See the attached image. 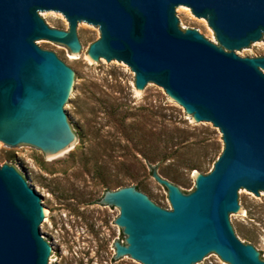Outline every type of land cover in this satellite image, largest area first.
Returning <instances> with one entry per match:
<instances>
[{
  "label": "water",
  "instance_id": "obj_1",
  "mask_svg": "<svg viewBox=\"0 0 264 264\" xmlns=\"http://www.w3.org/2000/svg\"><path fill=\"white\" fill-rule=\"evenodd\" d=\"M207 21L217 42L184 29V8ZM84 26L100 39L88 49ZM87 52L127 65L136 91L161 87L200 126L221 134L223 150L208 174L196 173L188 193L153 177L171 209L134 186L99 200L118 217L126 244L116 258L142 264H264L260 249L240 239L236 218L249 211L244 193L264 199V0H0V148H34L60 160L91 137L73 114L83 76L60 52ZM56 211L37 187L33 166L0 156V264L65 261L62 243L46 230Z\"/></svg>",
  "mask_w": 264,
  "mask_h": 264
},
{
  "label": "rangeland",
  "instance_id": "obj_2",
  "mask_svg": "<svg viewBox=\"0 0 264 264\" xmlns=\"http://www.w3.org/2000/svg\"><path fill=\"white\" fill-rule=\"evenodd\" d=\"M180 18L184 29L201 30L217 42L207 21L189 8ZM98 39V27L84 26L88 49ZM43 49L60 52L83 76L73 114L91 138L86 142L75 129L83 143L58 161L34 148L19 153L0 148L3 163L18 168L21 158L31 164L38 189L56 211L46 230L67 255L52 264H142L116 258L115 243L125 245L126 235L115 223L118 215L99 200L108 190L134 186L171 209L167 189L152 172L190 193L196 173L208 174L210 160L221 154V134L211 125L199 126L161 87L136 93L135 74L127 65L104 60L99 67L88 59V50L81 59L66 47L43 43ZM244 54L264 56V45ZM244 196L249 213L236 218L240 239L260 249L264 259V199ZM206 264L228 263L211 256Z\"/></svg>",
  "mask_w": 264,
  "mask_h": 264
},
{
  "label": "trees",
  "instance_id": "obj_3",
  "mask_svg": "<svg viewBox=\"0 0 264 264\" xmlns=\"http://www.w3.org/2000/svg\"><path fill=\"white\" fill-rule=\"evenodd\" d=\"M217 157H218V155L215 157V159H211L210 161L215 162ZM192 169H194V168H192Z\"/></svg>",
  "mask_w": 264,
  "mask_h": 264
},
{
  "label": "bare ground",
  "instance_id": "obj_4",
  "mask_svg": "<svg viewBox=\"0 0 264 264\" xmlns=\"http://www.w3.org/2000/svg\"><path fill=\"white\" fill-rule=\"evenodd\" d=\"M88 59L91 61V58H89V57H88ZM136 93H139V92H138V91H136ZM49 159H52V158H50V157H49Z\"/></svg>",
  "mask_w": 264,
  "mask_h": 264
}]
</instances>
